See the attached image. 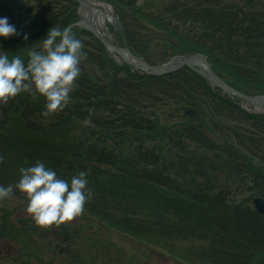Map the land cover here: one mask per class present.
I'll return each mask as SVG.
<instances>
[{"label":"trees","instance_id":"1","mask_svg":"<svg viewBox=\"0 0 264 264\" xmlns=\"http://www.w3.org/2000/svg\"><path fill=\"white\" fill-rule=\"evenodd\" d=\"M100 1L113 7L122 25L123 33L117 30L115 42L122 44L124 38L129 49L150 64L169 59L171 56L167 57V48L186 42L189 35L194 43L184 44L180 53L178 51L172 56L201 52L207 56L213 69L225 68L230 72L240 71L241 74L247 70L236 65L247 63L258 66L264 63V56L260 55L264 52V0H155L161 10L151 19L146 17L148 11L138 4V0ZM142 1L146 5L151 3V0ZM69 3L77 5L74 0H29L28 4L27 0H0V18L7 17L18 33L8 38L0 37V48L11 52L9 54L20 48H28L30 39L44 35L42 32L47 23L59 22L60 29L66 28L78 19L76 14H70L64 19L69 15L66 14L65 7ZM24 7L28 8L23 13L24 16H20ZM57 17L65 22L57 20ZM145 21L154 23L156 30L145 25ZM221 28L224 29L223 38ZM72 31L83 41L87 59L81 61V73L76 81L77 86L70 93V103L62 111L49 117L41 114L46 103L42 96L33 99L27 92H22L7 104L0 103V156L4 158L0 162V186L16 185L20 179V168L34 166L39 160L69 183L72 176L80 171L86 172L87 187L92 190L93 197L111 203L124 202V206L131 210L137 207L139 192L151 189L152 184L158 183L162 195L169 202H183L185 198L191 201L189 210H194L188 211L186 219L177 221L184 224L178 227L180 232L185 231L183 233L199 237L204 234L208 239L201 238L208 240L209 251L232 256L238 261L237 264H264L262 216L249 208H241V204L234 200L226 199L222 202L225 199L222 195L210 196L212 201L206 204V196L202 194L204 185L193 180V194L186 197L188 193L185 186L193 176H190L191 169L183 163L188 158L184 142L191 139L187 132L195 127L192 117L176 126L163 125L162 120L158 124L155 120L158 119L157 110H161L163 104L166 106L170 99H179L180 109L185 106L193 109L192 100L203 102L207 96L220 100L205 79L188 68L173 76L141 75L125 63L118 64L114 61L92 33L80 27L73 28ZM112 32H115L114 28ZM25 34L27 39L24 38ZM227 34H232L237 39L229 40L226 38ZM137 38H141L146 46H151L148 42L152 41L164 50L156 60L151 59L140 49ZM143 38L147 40L143 41ZM224 50L227 54L222 52ZM232 52L239 53L238 57L231 55ZM237 84L233 86L244 91V87ZM263 84L264 81H255L252 85L260 89ZM139 96L142 97L140 101ZM225 105L230 108L233 106L231 103ZM194 106L196 108L197 104ZM223 106L224 104L219 105ZM238 110L245 116L242 109ZM152 118L155 122H152ZM250 118L256 120L257 124L246 126L247 129L241 134L244 138L259 142L249 152H243L232 144H224L234 156L226 159V164L234 167L232 161L238 163V174L244 173L253 180L252 187L248 188L249 192L264 198V116L254 115ZM73 119H77L80 126H85L83 121L88 119L97 127L89 125L81 133L76 131L79 126L71 128ZM200 123L197 136L204 134L201 129L204 123ZM177 126L179 130L175 128ZM67 133L69 134L65 137ZM115 135L121 136L120 139ZM124 144H127L124 146L126 148H120ZM169 145L174 147L173 152L164 149ZM86 147L93 149L89 153L85 149L81 150ZM115 152L120 155L118 160L114 156ZM249 154L250 161L255 156L261 162L247 163L241 158L242 155ZM100 165L109 166L108 172L117 169V172L119 170L130 180H138L139 184L145 185L136 190H128L123 186L110 184L111 178ZM173 166H177V173L174 172L179 179L176 181L168 174ZM185 167L188 172L181 175ZM200 175L204 176L202 172ZM238 176L244 181L243 175ZM166 186L178 188L170 190ZM177 191L183 194L173 197ZM17 193L22 196L18 190ZM219 203L221 204L218 205ZM215 206H221L223 211L217 210ZM216 212L221 214L219 224H215V218H212ZM126 222L124 226L118 222H114V225L109 223V226H116L127 231V234H136L133 221L129 219ZM185 257L190 258L182 255V260Z\"/></svg>","mask_w":264,"mask_h":264},{"label":"rangeland","instance_id":"2","mask_svg":"<svg viewBox=\"0 0 264 264\" xmlns=\"http://www.w3.org/2000/svg\"><path fill=\"white\" fill-rule=\"evenodd\" d=\"M28 1L29 0H27V4ZM87 1L91 3H93V1L101 2L100 0ZM98 2L95 3L99 8H106L110 12L112 18L114 17L115 21V12L112 8L106 5V3ZM138 4L144 6L145 10L148 11L146 12V17H148V19L153 18L152 16L155 15L157 11L161 10L155 0H151V3L148 5L142 0H138ZM60 7L61 6H59V8ZM65 7H67L66 14L69 13V15L64 19L68 18L70 14L80 15L78 5L69 3ZM26 8L28 7L23 8L24 11H22L20 16H24L23 13L26 12ZM57 20L63 23L65 22L58 17ZM114 21L106 22V28L101 29V32H104L111 41H115L117 32V29L114 27ZM162 23H164V21ZM145 25L156 30V25L154 23L145 21ZM53 26L60 28L59 22L47 23L42 32L44 35L39 37H37V35L30 39L28 48L14 50L16 52L12 54L0 48V54L7 52L9 59L18 55L22 60L27 62V53L30 50L39 51L41 49V40L46 38L49 29ZM113 27L115 29L114 33L112 32ZM108 29H110V31ZM220 34L223 38L224 29L220 31ZM226 38L229 40L237 39V37L232 34H227ZM146 40V38H143V41ZM137 41H139L138 46L140 49L147 53L151 59L156 60L158 55H161V52L164 50V48L160 49L159 46L157 47L152 41L148 43L153 47L146 46L141 38H137ZM185 41L186 42H181L180 44L176 43V47L170 46L167 48V57L178 53L180 48L183 49L184 44L194 43V39L191 35L187 36ZM173 48H175L174 51L172 50ZM222 52L225 53L226 51L224 50ZM180 56L181 54L178 57ZM111 57L118 62L122 61L118 56L113 55ZM260 73L261 77H258L257 79L259 80L256 79L255 81H264V70L260 71ZM229 74V78L232 81L235 79L238 83L237 85H240L241 88L245 87L248 89L250 86L249 83H253L247 79L249 76L240 77V71L238 73L229 71ZM242 76H245V73H243ZM258 91L264 93V84ZM29 97H31V95H29ZM173 97L178 98L177 96ZM222 97L237 104L249 114L264 113V106L263 108L255 109L247 102L232 98L224 93H222ZM138 99L140 101L142 97L139 96ZM191 102L193 109H188L189 107L187 106H185L184 109H180V100L178 99V101H176L175 99H170L166 102V106L163 104L164 107L162 106L161 110H157L158 119H155L158 124L160 120H162L163 125L176 126L177 123H185V120L188 121V118L192 117L191 120L195 127L190 132L186 131L191 139L184 142L185 152H187L188 158L187 162L183 161V163L191 169L190 176H193V178H189V183L185 186L188 193L186 197L193 194V190L191 191V189H193V183L191 181L193 180L195 183L200 182L204 185L205 189L202 191V194L206 196V198H204L206 204L212 201L209 198L210 196L220 197L222 195L225 196L222 202L226 199L234 200L241 204V208H249L251 211L259 213L255 208L254 201V199L258 197H252L247 192L249 191L247 189L253 185L252 178L245 176L244 173L238 174V163L232 161L234 167L226 164V159L233 158L234 156L232 152L224 147V144H232L234 147L242 149L243 152H249L251 149H254V145L259 141L244 138L241 134L247 127L253 125V121L249 119L244 120V116L241 117L240 113L232 112L226 109V107L218 109L219 102L213 98H206L205 102L196 99ZM195 104H197L196 108L194 106ZM152 119V122H155L154 118ZM71 121L73 122L71 128H77L79 126L76 131H81V133L89 125L91 127H97V125L91 123L80 126L77 124V119ZM200 122L204 123L201 126V129L204 130V134H200L198 137L197 130L199 129H197V127L199 128L198 125L201 124ZM175 128L179 130L178 126ZM68 134L69 133H67L65 137H67ZM115 137L120 139L121 136L115 135ZM125 145L127 144L120 145V148H126L124 147ZM215 145H221V147L215 148ZM84 149L85 152L89 153L93 148L86 147L81 150ZM164 149L173 152L174 147L169 145ZM114 154L118 160L120 156L119 153L115 152ZM243 156L244 155H242L241 158L247 163L261 162L259 158L255 156H253L252 159L254 162L250 161V154L248 156ZM239 161L241 162L242 159ZM175 164L177 165V163ZM262 165L264 167V162ZM100 167L104 170L106 175L111 178L112 182H109L110 184H114L115 186L120 185L128 190H136L138 187L140 188L145 185L139 184L138 180H130L128 176H123L119 170L117 172V169H112L108 172L109 166L100 165ZM249 167L250 166H248V168ZM176 170L177 166H173L168 173L175 181L179 179V176L175 174V172L177 173ZM186 172H188V170L185 167L181 175H184ZM201 172L204 176L200 175ZM238 175H243L244 181H242V178ZM165 188L175 190L178 187L166 186ZM161 192L158 183L152 184L151 189H142L139 192L140 200L137 202L136 209L131 208V210L124 206L126 205L124 202L111 203L110 201L107 202L104 199L92 196L85 204L84 212L81 216L75 218L66 225H61L59 228L53 226L48 230H41L35 227L34 221L26 212L28 201L23 194V197L19 196L17 189L14 187L12 197L0 202V264H185V261H188L186 264L238 263L232 256L213 252L211 250L209 251L207 248L208 240L205 241L208 237L204 234H202L201 237L205 239L196 235H191V233L188 232H186L187 234L183 233L185 231L180 232L178 227L184 224H179L177 221L186 219L188 211L194 210V208L189 210L191 207L189 202L191 201L185 198L183 202H169V199L164 197L162 195L163 192ZM181 194L183 193L177 191L173 197H179ZM136 196L137 194L134 198H136ZM175 199L177 200V198ZM262 203L264 204V202ZM220 204L221 203L218 205ZM215 208L223 211L221 206H215ZM198 212L201 214L204 213V211ZM219 215L220 214L216 212L212 217L213 219L215 218V224H219L222 220ZM190 217L191 216H189V218ZM129 219L133 221L132 226L136 234H127L125 230L123 231L116 226H109V223L114 225V222H118L121 226H124ZM151 222L159 223L154 224ZM172 224H175V226ZM31 236H35L37 239L43 238V241L40 244L35 243ZM56 237L61 239L57 238L59 241L71 239L72 244L69 247L61 249L56 243L50 242L52 238ZM81 242H83L82 245H74L75 243ZM182 255L190 258L185 257L182 260Z\"/></svg>","mask_w":264,"mask_h":264},{"label":"clouds","instance_id":"3","mask_svg":"<svg viewBox=\"0 0 264 264\" xmlns=\"http://www.w3.org/2000/svg\"><path fill=\"white\" fill-rule=\"evenodd\" d=\"M17 34L7 17L0 18V37ZM24 38L27 39L26 34ZM41 41L39 51L27 53L26 63L18 55L9 59L7 52L0 54V103L7 104L22 92L33 99L42 96L46 103L41 114L49 117L70 103V93L77 86L81 61L87 59V53L83 50V41L71 28L53 26ZM83 123L89 124L90 120ZM3 159L0 156V162ZM19 171L20 179L15 186H0V202L10 199L15 187L28 201L26 212L41 230L59 228L81 216L93 196L84 171L72 176L70 183L39 160L34 166L22 167Z\"/></svg>","mask_w":264,"mask_h":264},{"label":"water","instance_id":"4","mask_svg":"<svg viewBox=\"0 0 264 264\" xmlns=\"http://www.w3.org/2000/svg\"><path fill=\"white\" fill-rule=\"evenodd\" d=\"M77 2L80 5V20L75 22L68 28L82 26L83 28L94 34L98 39H100L109 51L115 52L116 54L121 56L127 64L145 71L149 75L154 76L174 73L182 67L187 66L194 69L200 75L204 76L211 84L217 86L228 94L242 98L253 105L264 104V96H246L226 84L211 70L207 59L200 53L193 54L184 58L173 59L162 65L152 66L147 64L143 59L133 55L127 48V46H117L107 40L103 35H101L98 29L95 27L93 19L87 16L85 9L83 8L84 5L87 4V2H84L83 0H77ZM256 209L264 213V204L260 200L256 201Z\"/></svg>","mask_w":264,"mask_h":264},{"label":"bare ground","instance_id":"5","mask_svg":"<svg viewBox=\"0 0 264 264\" xmlns=\"http://www.w3.org/2000/svg\"><path fill=\"white\" fill-rule=\"evenodd\" d=\"M85 10H86V14L87 16H89V18H91V16L93 15V19L95 21V24H104L107 21V14L106 11H104L101 8H90L89 6H84Z\"/></svg>","mask_w":264,"mask_h":264}]
</instances>
